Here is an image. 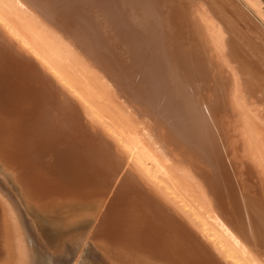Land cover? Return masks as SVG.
<instances>
[{"label":"bare ground","instance_id":"obj_1","mask_svg":"<svg viewBox=\"0 0 264 264\" xmlns=\"http://www.w3.org/2000/svg\"><path fill=\"white\" fill-rule=\"evenodd\" d=\"M0 162L101 264H264V0H0Z\"/></svg>","mask_w":264,"mask_h":264},{"label":"rangeland","instance_id":"obj_2","mask_svg":"<svg viewBox=\"0 0 264 264\" xmlns=\"http://www.w3.org/2000/svg\"><path fill=\"white\" fill-rule=\"evenodd\" d=\"M0 165L9 172L4 164L0 162ZM3 171L0 168V186L9 194L8 198L20 220L29 247L24 264H73L76 258L75 264H101L87 248L79 252L81 243L93 223L94 207L70 206L64 203L53 212H42L25 202L23 193L16 187V184H19L17 177H10ZM11 222L13 223L12 217ZM13 229L19 244L16 250L17 258L9 264H22V243L16 236L18 233L14 223Z\"/></svg>","mask_w":264,"mask_h":264}]
</instances>
